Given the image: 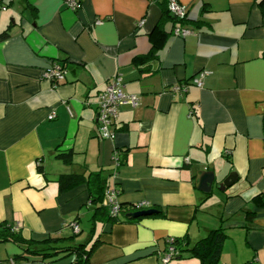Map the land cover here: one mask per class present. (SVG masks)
Returning a JSON list of instances; mask_svg holds the SVG:
<instances>
[{"label":"crops","instance_id":"0c3cea01","mask_svg":"<svg viewBox=\"0 0 264 264\" xmlns=\"http://www.w3.org/2000/svg\"><path fill=\"white\" fill-rule=\"evenodd\" d=\"M78 1L73 11L64 0H0V224L42 243L75 235L77 221L71 245L88 243L90 232L80 242L95 210L88 185L61 191L59 179L100 174L123 205L146 202L157 215L99 224L90 264H165L170 240L188 238L191 247L220 227L227 239L219 264H264V206L256 201L264 198L261 0H177L192 34L165 40L153 34L165 0ZM154 47L157 57L135 63ZM54 63L66 72L57 87L45 77ZM202 72V88L173 91ZM116 77L139 105L122 106L115 139L102 140L97 96ZM202 171L216 175L210 193L198 189ZM232 172L237 182L220 190ZM24 249L0 240V263ZM167 264L200 260L184 253Z\"/></svg>","mask_w":264,"mask_h":264},{"label":"trees","instance_id":"16d2710c","mask_svg":"<svg viewBox=\"0 0 264 264\" xmlns=\"http://www.w3.org/2000/svg\"><path fill=\"white\" fill-rule=\"evenodd\" d=\"M27 3L28 0H24ZM259 5L263 8L264 11V0H261ZM163 20L157 25L155 30V35L163 36L164 40L167 35H174V30L177 26H187L188 19L185 18L183 20H178L174 16H172L169 12L168 0H165L163 3ZM167 25H171V31H165L167 29ZM167 34V35H166ZM8 34L4 33L1 38H7ZM156 47H154L151 53L144 58H137L135 63L140 65L146 60H150L152 58L157 57ZM58 158H62L65 163L71 164V154H61L57 156ZM87 184L90 192L91 203L95 205V210L90 219V239L88 243H80L78 245H71L74 243L76 239L79 237V233H75V235L69 238H49L42 243H36L33 240H27L23 237L21 233L14 230L13 226H7L4 224H0L2 228L0 230V240L4 242H12L22 247H25L24 252L16 257H14V262H23L29 261L32 257H42V258H55L61 254H68L71 256H75V262L73 264H90V259L95 249L98 247L100 243L97 239L96 231L99 224L105 223H117L122 222V217L128 218L125 219L127 222H132L135 220H139L141 218L132 219L130 214L141 212L137 211L132 206H125L123 214L118 217H112L107 208L104 206V195L106 189V183L101 179L100 174H90V175H64L59 179V186L61 191L71 190L79 185ZM262 200V201H261ZM256 201L259 202V206H264V198L262 196H258ZM149 210V209H148ZM146 211V210H143ZM155 215V214H153ZM151 215V216H153ZM157 215V214H156ZM73 223H78L77 221ZM71 223V225L73 224ZM227 236L222 227L212 230L208 236L204 239L197 241L193 246L190 247V243L188 238H184L182 240L175 239L173 246L176 250L177 255L175 257H181L184 253H189L193 257L200 260V264H219L222 249ZM168 249V248H167ZM167 251V250H166ZM174 257V258H175Z\"/></svg>","mask_w":264,"mask_h":264},{"label":"built area","instance_id":"2783aa9c","mask_svg":"<svg viewBox=\"0 0 264 264\" xmlns=\"http://www.w3.org/2000/svg\"><path fill=\"white\" fill-rule=\"evenodd\" d=\"M67 7L73 11L81 8V3L78 0H64ZM169 12L172 16L178 20H183L188 16V9L181 5L177 0H168ZM145 22L141 21L140 26L144 25ZM192 34V31L185 26H177L174 30V36L186 38ZM207 76L206 72L200 73L196 76L188 85L178 86L173 88L174 92L184 91L186 92L190 87L202 88L204 86V80ZM45 77L49 79L54 87L59 86L66 79V72L62 65L54 63L49 70L46 72ZM131 105L136 107L139 105V98L134 95L126 93L124 84L121 78H114L106 87L104 91L98 94L96 107H97V131L98 136L102 140H114L117 133V125L119 123L120 109L124 105ZM55 114H52L49 119H55ZM116 167L121 166L118 155L115 156ZM116 176V173L113 175ZM104 206L107 208L109 214L112 217L118 218L123 214L124 206L120 202V192L113 186L108 184L105 189L104 195ZM137 211H143L150 209L149 204L142 202L133 206ZM75 233L80 232L78 223L71 225ZM15 231L19 230V226L14 227ZM174 240L169 241L167 251L164 253L163 262L167 264L176 255V250L173 246ZM8 264H16L13 260L7 262ZM6 264V263H0Z\"/></svg>","mask_w":264,"mask_h":264},{"label":"water","instance_id":"95a60500","mask_svg":"<svg viewBox=\"0 0 264 264\" xmlns=\"http://www.w3.org/2000/svg\"><path fill=\"white\" fill-rule=\"evenodd\" d=\"M238 179V174L235 172L230 173L220 184V190L225 191L227 188H231L235 183L237 182ZM198 189L205 192V193H210L215 181H216V175L213 171H202L199 172L198 174ZM157 211L154 209H149L146 211H141L137 213L130 214V217L132 219H137L141 217H147L151 216L153 214H156Z\"/></svg>","mask_w":264,"mask_h":264},{"label":"rangeland","instance_id":"374dc122","mask_svg":"<svg viewBox=\"0 0 264 264\" xmlns=\"http://www.w3.org/2000/svg\"><path fill=\"white\" fill-rule=\"evenodd\" d=\"M83 233L81 235V241H84V239H86L88 237V234L90 232V229H91V226H89V224H87V221L84 223V226H83Z\"/></svg>","mask_w":264,"mask_h":264}]
</instances>
